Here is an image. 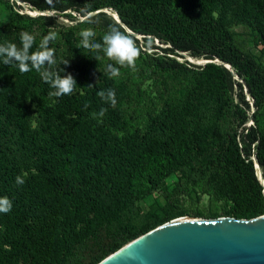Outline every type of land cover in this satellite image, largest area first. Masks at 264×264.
Returning <instances> with one entry per match:
<instances>
[{
	"label": "trees",
	"instance_id": "1",
	"mask_svg": "<svg viewBox=\"0 0 264 264\" xmlns=\"http://www.w3.org/2000/svg\"><path fill=\"white\" fill-rule=\"evenodd\" d=\"M10 1L0 0L7 7ZM18 1L80 16L112 8L130 34L157 37L163 46L147 37L141 43L105 12L92 24L75 20L53 46L58 64L69 60L59 65L61 75L71 73L77 83L59 98L48 95L52 89L35 70L0 63V197L13 204L0 213V264H97L178 216L264 215L253 161L255 155L264 178V0ZM28 14L35 17L14 13L0 23V44L19 45L27 31L36 50L52 17ZM110 26L139 52L135 69L120 68L114 78L102 53L97 62L76 47L81 29L91 27L102 42ZM248 40L260 45L257 53ZM170 44L190 57L227 62L248 90L223 65L176 59ZM107 89L116 92L115 107L97 95ZM147 99L144 125H131L127 107ZM174 173L176 194L160 212L141 203ZM18 175L23 185H16ZM202 195L217 203L214 210L200 207Z\"/></svg>",
	"mask_w": 264,
	"mask_h": 264
},
{
	"label": "water",
	"instance_id": "2",
	"mask_svg": "<svg viewBox=\"0 0 264 264\" xmlns=\"http://www.w3.org/2000/svg\"><path fill=\"white\" fill-rule=\"evenodd\" d=\"M105 8L92 13L95 15L105 12ZM79 19L82 20V16ZM113 20L127 33L132 32L123 24L121 18L119 21ZM134 34L138 35H130L140 40L142 37L152 38L154 44L162 47L160 45L162 42L157 37L143 33ZM168 48L174 52L176 50L182 52L171 44ZM199 58L202 59V62L197 64L200 66L211 61L220 65L227 63L219 58L214 60L206 59L204 56ZM224 67L231 73L227 66ZM236 76L243 84L244 81L237 72ZM245 86L246 92L248 89ZM250 99L252 112L254 106L251 96ZM255 149L256 146L254 151ZM254 159L256 160L255 155ZM97 264H264V215L251 219L230 216L216 218L178 216L127 242Z\"/></svg>",
	"mask_w": 264,
	"mask_h": 264
},
{
	"label": "clouds",
	"instance_id": "3",
	"mask_svg": "<svg viewBox=\"0 0 264 264\" xmlns=\"http://www.w3.org/2000/svg\"><path fill=\"white\" fill-rule=\"evenodd\" d=\"M81 22L85 24L94 23L93 13L85 10ZM79 36L80 41L76 47L95 54L87 55L88 57L94 58L98 62L102 53L112 62L107 65L110 78L120 76V68L135 69L139 52L131 37L118 27L110 26L103 35L102 42H97L94 39L96 32L91 27L81 29ZM56 40L57 33L49 31L40 40L36 50L33 51L36 38L33 34L23 31L19 35V45L8 41L0 44V63L16 67L20 73H29L35 70L52 89L48 93L49 96L59 98L71 95L76 90L77 83L71 73L61 75L65 70L60 68L59 65H68L69 60L65 58L59 64L57 63L55 49L50 47V44L56 42ZM97 95L102 101L110 104L111 107L116 106L117 99L114 89L100 90ZM105 112L106 109L101 108L99 116L103 117ZM15 183L17 186L23 185L25 183L24 177L21 175L16 176ZM12 207V201L7 196L0 197V213H9Z\"/></svg>",
	"mask_w": 264,
	"mask_h": 264
},
{
	"label": "rangeland",
	"instance_id": "4",
	"mask_svg": "<svg viewBox=\"0 0 264 264\" xmlns=\"http://www.w3.org/2000/svg\"><path fill=\"white\" fill-rule=\"evenodd\" d=\"M9 3H10V7H7L5 4L0 2V23H6L10 21L12 18L15 17L14 13H18L20 15H28V16H31L28 14L31 13V14H39V15H48L52 17V19L47 21L48 26L53 28L51 30L57 33V40L56 42L51 44L52 47L57 44H61V36L65 31L64 30L65 26H69L75 23V20H80L79 19L80 14L71 10H69L68 12H60L55 10L39 11L30 4L22 3L19 2L18 0H12ZM105 9H106L105 12L109 16H110L109 12L116 13L115 10L112 8H105ZM31 17H35V16H31ZM39 29L41 30V27ZM236 30L237 32H240L239 27H237ZM239 38H243V36L239 35ZM140 42L143 44L144 43L147 44L145 40L143 41L141 40ZM247 43H248V48H250L255 53L258 52L260 45H255L253 40H248ZM160 45L163 46V44ZM178 53L180 54V56L177 55ZM178 53H176L175 56L180 61L189 60L191 62H196V61L202 62V59L199 57H190L185 52H178ZM146 104H149L148 99L146 101H141L136 105H131L127 107V119L131 123V125L137 127H142L144 125L145 116H146L145 112L147 108ZM247 122L251 123V120ZM247 128L248 126H246V124L240 127L242 132L243 131L246 132ZM178 175H179L178 173H174L169 177H167L164 183H162L153 193L149 194L144 199H142L141 203L145 206H153L156 212H160L165 206V204L170 200V198L176 194L175 184L177 182ZM192 197L195 196L192 195ZM199 204L200 207L206 212L210 210H214L217 206V203H215L212 200V198L208 195H202Z\"/></svg>",
	"mask_w": 264,
	"mask_h": 264
},
{
	"label": "bare ground",
	"instance_id": "5",
	"mask_svg": "<svg viewBox=\"0 0 264 264\" xmlns=\"http://www.w3.org/2000/svg\"><path fill=\"white\" fill-rule=\"evenodd\" d=\"M104 10H106V9H104ZM109 14H111L116 21H119L120 20V18L117 15V13L109 12ZM231 72L233 73V76L237 78L235 71L231 70ZM256 160L253 157L254 166H255V173H256L257 178L259 179L260 183L264 186V178H263V175H262V168L260 167V165L258 164V162H256Z\"/></svg>",
	"mask_w": 264,
	"mask_h": 264
}]
</instances>
